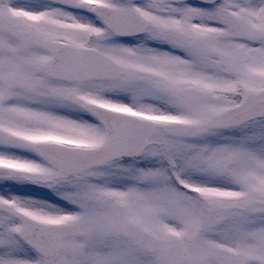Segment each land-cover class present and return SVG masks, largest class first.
Segmentation results:
<instances>
[{"label":"snow or ice","instance_id":"1","mask_svg":"<svg viewBox=\"0 0 264 264\" xmlns=\"http://www.w3.org/2000/svg\"><path fill=\"white\" fill-rule=\"evenodd\" d=\"M0 264H264V0H0Z\"/></svg>","mask_w":264,"mask_h":264}]
</instances>
